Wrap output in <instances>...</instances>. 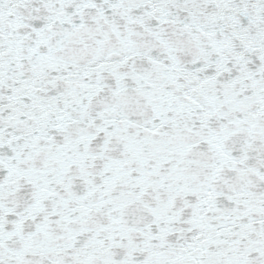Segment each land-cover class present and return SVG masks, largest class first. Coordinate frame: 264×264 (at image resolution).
I'll list each match as a JSON object with an SVG mask.
<instances>
[{
    "label": "snow or ice",
    "instance_id": "obj_1",
    "mask_svg": "<svg viewBox=\"0 0 264 264\" xmlns=\"http://www.w3.org/2000/svg\"><path fill=\"white\" fill-rule=\"evenodd\" d=\"M0 264H264V0H0Z\"/></svg>",
    "mask_w": 264,
    "mask_h": 264
}]
</instances>
